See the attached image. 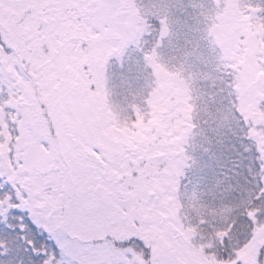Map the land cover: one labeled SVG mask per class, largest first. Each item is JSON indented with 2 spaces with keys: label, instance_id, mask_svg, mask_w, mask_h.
Masks as SVG:
<instances>
[{
  "label": "snow or ice",
  "instance_id": "1",
  "mask_svg": "<svg viewBox=\"0 0 264 264\" xmlns=\"http://www.w3.org/2000/svg\"><path fill=\"white\" fill-rule=\"evenodd\" d=\"M0 264H264V0H0Z\"/></svg>",
  "mask_w": 264,
  "mask_h": 264
}]
</instances>
